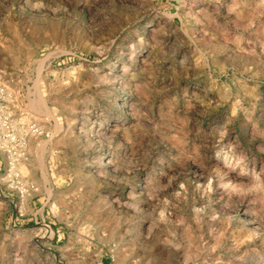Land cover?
<instances>
[{"label":"rangeland","instance_id":"1","mask_svg":"<svg viewBox=\"0 0 264 264\" xmlns=\"http://www.w3.org/2000/svg\"><path fill=\"white\" fill-rule=\"evenodd\" d=\"M0 264H264V0H0Z\"/></svg>","mask_w":264,"mask_h":264}]
</instances>
